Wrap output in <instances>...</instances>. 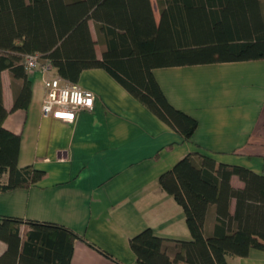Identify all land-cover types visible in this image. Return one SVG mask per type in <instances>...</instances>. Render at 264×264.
Masks as SVG:
<instances>
[{
    "label": "trees",
    "instance_id": "1",
    "mask_svg": "<svg viewBox=\"0 0 264 264\" xmlns=\"http://www.w3.org/2000/svg\"><path fill=\"white\" fill-rule=\"evenodd\" d=\"M157 3L159 19L152 0H0V192L28 188L46 175L19 165L21 135L4 126L9 111L2 71L22 81L12 109L28 110L27 55L38 54L74 83L87 69H105L188 142L198 119L169 101L154 69L264 59V0ZM234 175L244 187L232 185ZM159 183L183 208L191 238L168 239L146 227L130 239L139 264H229L230 256L264 251V174L241 165L218 166L213 155L194 151L164 171ZM211 206L217 219L206 235ZM82 238L60 223L0 216V240L7 244L0 264H71L75 241Z\"/></svg>",
    "mask_w": 264,
    "mask_h": 264
},
{
    "label": "crops",
    "instance_id": "2",
    "mask_svg": "<svg viewBox=\"0 0 264 264\" xmlns=\"http://www.w3.org/2000/svg\"><path fill=\"white\" fill-rule=\"evenodd\" d=\"M154 75L169 101L198 119L191 142L103 68L81 74L78 83L96 98L73 123L43 116L40 70L30 71L28 110H13L14 90L22 81L3 70L9 111L4 126L21 135L19 165L46 175L28 188L0 192V216L60 223L77 232L83 238L75 241L71 264H139L130 239L144 228L168 239L191 238L183 208L159 183L188 153L205 152L218 166L264 174V59L158 67ZM231 183L244 187L236 175ZM216 217L211 206L206 235L213 233ZM6 249L0 240V255ZM228 263L264 264V251L230 256Z\"/></svg>",
    "mask_w": 264,
    "mask_h": 264
},
{
    "label": "built area",
    "instance_id": "3",
    "mask_svg": "<svg viewBox=\"0 0 264 264\" xmlns=\"http://www.w3.org/2000/svg\"><path fill=\"white\" fill-rule=\"evenodd\" d=\"M26 67L29 71L40 70L43 73V116L73 123L81 112L93 108L96 98L93 91L57 75L54 67L48 62H42L38 54L26 56Z\"/></svg>",
    "mask_w": 264,
    "mask_h": 264
},
{
    "label": "rangeland",
    "instance_id": "4",
    "mask_svg": "<svg viewBox=\"0 0 264 264\" xmlns=\"http://www.w3.org/2000/svg\"><path fill=\"white\" fill-rule=\"evenodd\" d=\"M152 2L154 4L156 17H157V19H159L160 11H159V6H158V3H157V0H152ZM91 27H92V31L94 33V36H96L95 28H94V23L93 22H91ZM97 49H98V52H101V47L100 46H97Z\"/></svg>",
    "mask_w": 264,
    "mask_h": 264
}]
</instances>
